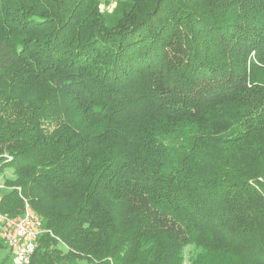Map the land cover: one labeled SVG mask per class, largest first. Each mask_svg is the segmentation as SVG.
<instances>
[{
  "label": "trees",
  "instance_id": "16d2710c",
  "mask_svg": "<svg viewBox=\"0 0 264 264\" xmlns=\"http://www.w3.org/2000/svg\"><path fill=\"white\" fill-rule=\"evenodd\" d=\"M101 2L0 0V210L42 218L28 264H264V0Z\"/></svg>",
  "mask_w": 264,
  "mask_h": 264
},
{
  "label": "built area",
  "instance_id": "2783aa9c",
  "mask_svg": "<svg viewBox=\"0 0 264 264\" xmlns=\"http://www.w3.org/2000/svg\"><path fill=\"white\" fill-rule=\"evenodd\" d=\"M22 211L23 214L11 217L0 210V239L18 255V262L28 264L46 228L27 199Z\"/></svg>",
  "mask_w": 264,
  "mask_h": 264
},
{
  "label": "rangeland",
  "instance_id": "374dc122",
  "mask_svg": "<svg viewBox=\"0 0 264 264\" xmlns=\"http://www.w3.org/2000/svg\"><path fill=\"white\" fill-rule=\"evenodd\" d=\"M101 1L102 2H101L100 6H101L102 12L108 11V13H109V12H111V10H113L116 7L117 9L119 8V10H121V12L119 13V16H123V14H122L123 10H125L124 15L126 12L131 11V6L128 5L127 2H125L126 0H101ZM117 1H122L123 3H118ZM4 175L11 176L12 171L7 170ZM4 175L0 174V181H1L0 182V184H1L0 189H3L2 191H4V192H8L9 188L3 182L4 181ZM254 183L257 184V181H255ZM2 191L0 190V193ZM1 245H3V243L0 244V264H21L20 262H18V255H16L10 248H7V247L1 246ZM189 253H190V249L187 250V260H188V257L190 256ZM81 262L83 264V261H81ZM186 263L188 264V261H186Z\"/></svg>",
  "mask_w": 264,
  "mask_h": 264
},
{
  "label": "crops",
  "instance_id": "0c3cea01",
  "mask_svg": "<svg viewBox=\"0 0 264 264\" xmlns=\"http://www.w3.org/2000/svg\"><path fill=\"white\" fill-rule=\"evenodd\" d=\"M1 191L3 190V189H0ZM6 192H4V191H2L1 193H0V200L2 199V195H4ZM0 241H2L1 239H0ZM8 248V247H7Z\"/></svg>",
  "mask_w": 264,
  "mask_h": 264
}]
</instances>
